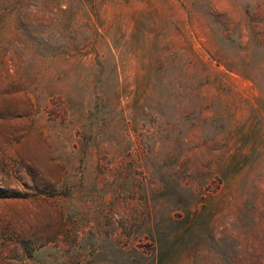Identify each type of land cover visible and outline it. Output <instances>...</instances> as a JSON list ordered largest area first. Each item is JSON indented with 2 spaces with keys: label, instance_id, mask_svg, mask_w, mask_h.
Masks as SVG:
<instances>
[{
  "label": "rangeland",
  "instance_id": "1",
  "mask_svg": "<svg viewBox=\"0 0 264 264\" xmlns=\"http://www.w3.org/2000/svg\"><path fill=\"white\" fill-rule=\"evenodd\" d=\"M0 264H264V0H0Z\"/></svg>",
  "mask_w": 264,
  "mask_h": 264
}]
</instances>
